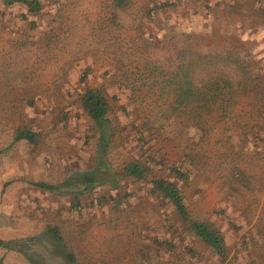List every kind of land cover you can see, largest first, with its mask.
Here are the masks:
<instances>
[{
	"label": "rangeland",
	"instance_id": "1",
	"mask_svg": "<svg viewBox=\"0 0 264 264\" xmlns=\"http://www.w3.org/2000/svg\"><path fill=\"white\" fill-rule=\"evenodd\" d=\"M35 1L36 14L15 3L0 15V240L50 226L78 264H264V0ZM86 89L110 102L102 153ZM19 129L36 142H14ZM84 174L89 187L32 185ZM159 180L221 233L223 258Z\"/></svg>",
	"mask_w": 264,
	"mask_h": 264
},
{
	"label": "trees",
	"instance_id": "2",
	"mask_svg": "<svg viewBox=\"0 0 264 264\" xmlns=\"http://www.w3.org/2000/svg\"><path fill=\"white\" fill-rule=\"evenodd\" d=\"M13 3H21L26 6L28 13L36 14L40 11V4L35 0H3L5 6H10ZM124 4V0H115V6L121 7ZM181 86L182 99L188 101L193 92L186 87L188 83H184ZM246 85V84H245ZM81 106L93 122L95 127L102 133L99 141V152H103L106 147L107 141L105 140V131L110 126L108 120V114L110 111L109 100L98 90L86 89L81 98ZM37 135L28 130H17L13 138L14 142L26 141L29 144L36 142ZM175 171V170H173ZM125 172L129 177L142 180L145 178V169L139 164H129L125 168ZM178 178L183 176L176 172ZM94 174H84L78 176H70L68 180L64 181L59 185H50L46 183H35V187L46 191H58L62 188H69L76 184H81L86 187L91 186L95 182ZM153 189L158 194L162 195L167 199L173 206L179 217L188 224L189 230L194 234L195 237L200 239L204 244L212 248L215 253L224 257L226 253L225 242L220 232L211 228L210 225L204 222H198L191 220L188 216L184 200L179 189L170 182L159 180L152 182ZM39 243L46 244L42 247L43 251H46L51 259H59L60 264H78L74 253L67 247L62 238L59 230L54 227H47L41 236L35 238H28L21 241L4 242L0 240V247L20 253L24 256L28 264H52L45 258L44 252H35L33 246Z\"/></svg>",
	"mask_w": 264,
	"mask_h": 264
},
{
	"label": "crops",
	"instance_id": "3",
	"mask_svg": "<svg viewBox=\"0 0 264 264\" xmlns=\"http://www.w3.org/2000/svg\"><path fill=\"white\" fill-rule=\"evenodd\" d=\"M6 8L7 6L3 4V0H0V15H1V12L6 10ZM51 192H55V191H51ZM2 194H3L4 207H9L11 203L10 198L13 196L14 192L11 189H8L2 192ZM15 236H21V235H15ZM6 238H9V237H6ZM12 260H14L16 264H28V262L24 259L23 256L16 254L15 252H10L9 250H6V249L5 250L3 249L0 251V263L2 261L3 264H12Z\"/></svg>",
	"mask_w": 264,
	"mask_h": 264
}]
</instances>
